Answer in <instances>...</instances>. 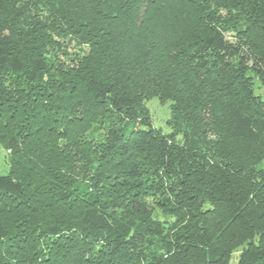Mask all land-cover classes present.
I'll use <instances>...</instances> for the list:
<instances>
[{
  "label": "trees",
  "instance_id": "16d2710c",
  "mask_svg": "<svg viewBox=\"0 0 264 264\" xmlns=\"http://www.w3.org/2000/svg\"><path fill=\"white\" fill-rule=\"evenodd\" d=\"M236 17L264 41V0H0V264H264V47Z\"/></svg>",
  "mask_w": 264,
  "mask_h": 264
},
{
  "label": "rangeland",
  "instance_id": "374dc122",
  "mask_svg": "<svg viewBox=\"0 0 264 264\" xmlns=\"http://www.w3.org/2000/svg\"><path fill=\"white\" fill-rule=\"evenodd\" d=\"M244 34L247 36L250 42H257L259 46L262 48L264 47V41L262 40L260 33L256 29L250 28V26H248L245 21L236 17V22L234 23V26L227 31L226 37L230 40H233L234 38L240 39L245 37ZM75 50V48H72V45L68 47V51L72 54L75 52ZM84 50L86 51L85 48ZM254 91L264 101V86L256 82L254 84ZM143 105L147 110L149 117L151 118L152 126L158 130H161L164 134L170 133V129L168 127V121L171 115L169 104L161 102L156 98H149L144 101ZM8 173V153L0 146V175H7ZM238 254L239 252L235 253L234 257L236 258Z\"/></svg>",
  "mask_w": 264,
  "mask_h": 264
}]
</instances>
